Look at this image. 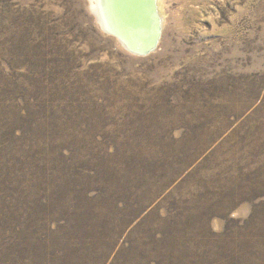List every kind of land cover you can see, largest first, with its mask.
<instances>
[{
	"label": "rangeland",
	"instance_id": "1",
	"mask_svg": "<svg viewBox=\"0 0 264 264\" xmlns=\"http://www.w3.org/2000/svg\"><path fill=\"white\" fill-rule=\"evenodd\" d=\"M160 3L0 0V264H264V0Z\"/></svg>",
	"mask_w": 264,
	"mask_h": 264
},
{
	"label": "water",
	"instance_id": "2",
	"mask_svg": "<svg viewBox=\"0 0 264 264\" xmlns=\"http://www.w3.org/2000/svg\"><path fill=\"white\" fill-rule=\"evenodd\" d=\"M101 29L137 56L155 52L162 39L160 0H89Z\"/></svg>",
	"mask_w": 264,
	"mask_h": 264
},
{
	"label": "bare ground",
	"instance_id": "3",
	"mask_svg": "<svg viewBox=\"0 0 264 264\" xmlns=\"http://www.w3.org/2000/svg\"><path fill=\"white\" fill-rule=\"evenodd\" d=\"M159 6L161 7V10H160V11H161V13H162V15H163L162 3H160ZM163 17H164V16H163Z\"/></svg>",
	"mask_w": 264,
	"mask_h": 264
}]
</instances>
